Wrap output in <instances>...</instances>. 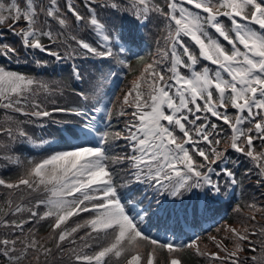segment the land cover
<instances>
[{
  "label": "snow or ice",
  "instance_id": "6c2138e0",
  "mask_svg": "<svg viewBox=\"0 0 264 264\" xmlns=\"http://www.w3.org/2000/svg\"><path fill=\"white\" fill-rule=\"evenodd\" d=\"M0 59V264H264V0H0Z\"/></svg>",
  "mask_w": 264,
  "mask_h": 264
},
{
  "label": "trees",
  "instance_id": "16d2710c",
  "mask_svg": "<svg viewBox=\"0 0 264 264\" xmlns=\"http://www.w3.org/2000/svg\"><path fill=\"white\" fill-rule=\"evenodd\" d=\"M151 27V26H150ZM156 29H152V32L154 33ZM145 48L147 47L149 50L155 49V41L153 39V36L148 34L147 31H145V41L144 45ZM142 52V51H141ZM11 67L16 68L18 67L17 65L13 64ZM65 67V74H67L68 71H70V67L64 66ZM135 75V59H133V71H126L125 72V81L122 85L121 88L125 87L126 85L130 84L131 80L134 78ZM58 78V77H57ZM51 138V137H50ZM258 143V142H257ZM236 156H239V154H235ZM244 164H247V161H243ZM241 172L244 171V168L242 167L240 169ZM256 195L259 197V192L255 190L254 188V178L252 180H245L243 184V188H237L236 190V199L232 201L231 206H229L228 202H222L220 205L216 206V221L214 223L209 224L206 228H201L205 229L206 231H200L198 229L199 234L202 237H206L208 234H215V228L219 227L221 225L225 224H234L237 222V214L233 212V207L236 205H239L244 212H247V208H245V204L251 202L250 201V196L251 195ZM7 199V196L5 194V191H0V206H3L5 204V201ZM259 218V217H258ZM212 221H206L204 223H209ZM153 232H155V235H159L162 239L164 235L162 234V231L157 233L156 229H151ZM48 233V229L45 226L44 228L41 229L40 235L41 236H46ZM219 235H224V233H220ZM204 242H207L206 240ZM185 259L187 260V264H201V258L200 257H195L192 255H186Z\"/></svg>",
  "mask_w": 264,
  "mask_h": 264
}]
</instances>
